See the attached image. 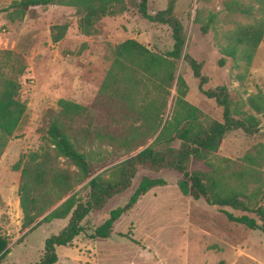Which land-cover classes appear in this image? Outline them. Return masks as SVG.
I'll use <instances>...</instances> for the list:
<instances>
[{"label":"trees","instance_id":"16d2710c","mask_svg":"<svg viewBox=\"0 0 264 264\" xmlns=\"http://www.w3.org/2000/svg\"><path fill=\"white\" fill-rule=\"evenodd\" d=\"M178 1L168 0L166 8L155 14L149 13V0H16L11 5L19 21L38 7L75 8L78 29L87 37L98 34V25L104 18L119 17L134 9L151 23L169 27L173 39L172 50L165 54L152 51L136 39L111 47V66L93 104L86 107L61 99L57 109H49L44 115L41 148L14 167L21 172L23 229L31 232L41 224L58 220L68 219V224L45 241L41 260L32 264H63L57 249L72 246L86 232V218L128 191L140 168L183 175L177 186L184 196L239 211L243 213L240 216L223 212L231 223L264 232V206L260 205L264 150L258 156L246 155V165L229 174L210 161L228 133L242 131L251 137L261 131L257 116H264V97L250 96L247 105L255 114L240 115L233 107L227 86L205 88L210 78L203 73V63L186 51V30L176 13ZM226 10L255 16V20L223 33L222 40L217 35L221 54L218 65L225 68L232 60L248 69L264 40V0H233ZM202 14L198 11L195 23L203 34H209L219 13H209L206 19ZM51 31L52 42L59 43L67 27L57 25ZM181 61L198 80L202 95L222 110L221 121L205 116L187 101L189 86L184 77L177 76ZM26 71L24 58L13 51L0 50V158L27 114V104L20 98L21 77ZM174 87L176 94L167 112ZM193 161L206 162L212 171L190 172ZM101 170L105 171L99 173ZM166 185L164 178L144 176L128 203L112 210L89 238L109 239L116 222L143 196ZM84 191H88L86 198L81 195ZM9 253V242L0 233V264ZM217 264L228 263L221 260Z\"/></svg>","mask_w":264,"mask_h":264},{"label":"rangeland","instance_id":"374dc122","mask_svg":"<svg viewBox=\"0 0 264 264\" xmlns=\"http://www.w3.org/2000/svg\"><path fill=\"white\" fill-rule=\"evenodd\" d=\"M14 1L0 0V50L13 51L25 60L27 71L21 77L20 98L27 104V114L0 158V233L8 240L10 249L1 264H32L41 260L45 241L68 224L67 219L41 224L31 232L23 229L24 216L19 199L21 172L14 167L21 159L41 148L40 129L44 115L49 109H57L61 99L86 107L93 104L111 66V47L136 39L152 51L165 54L172 50L173 39L169 27L151 23L134 9L119 17L104 18L98 25V34L87 37L78 29L79 17L75 8L38 7L19 21L10 8ZM231 1L179 0L176 13L186 30V51L203 63V73L210 78L205 88L227 86L234 109L240 115L255 114L247 105V99L257 94L264 97V40L250 68L246 69L243 63L235 65L232 60L225 68L218 65L221 54L217 35L222 40L223 33L235 29L238 24L246 25L255 20V16L228 12L226 5ZM167 2L149 0V13L165 9ZM198 11L203 13V19L209 13H219L215 29L209 34H203L195 23ZM57 25L66 26L67 32L62 41L53 43L51 28ZM178 75L184 77L189 86L187 101L205 116L221 121L222 110L213 100L202 95L198 80L183 61L179 63ZM175 94L174 87L167 112ZM257 117L262 125L258 134L250 137L242 131L230 132L220 149L211 155L210 161L227 174L241 170L246 165L243 162L246 155L258 156L264 150V116ZM197 170L212 171L206 162L193 161L189 171ZM260 171L264 174V160ZM144 176L164 178L167 185L154 188L143 196L116 222L109 239H90L92 231L109 218L112 210L128 203ZM182 178L183 175L176 172L154 173L140 168L128 191L110 200L102 211L93 212L86 218L83 223L86 232L72 246L57 249L60 262L217 264L225 260L228 264H264V232L231 223L223 212L230 211L240 216L243 213L239 211L184 196L177 186ZM261 190L260 205L264 206V186ZM87 193L84 191L81 195L86 198Z\"/></svg>","mask_w":264,"mask_h":264}]
</instances>
